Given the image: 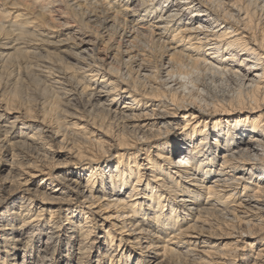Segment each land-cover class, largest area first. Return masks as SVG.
Returning a JSON list of instances; mask_svg holds the SVG:
<instances>
[{"label": "bare ground", "instance_id": "1", "mask_svg": "<svg viewBox=\"0 0 264 264\" xmlns=\"http://www.w3.org/2000/svg\"><path fill=\"white\" fill-rule=\"evenodd\" d=\"M94 263L264 264V0H0V264Z\"/></svg>", "mask_w": 264, "mask_h": 264}, {"label": "rangeland", "instance_id": "2", "mask_svg": "<svg viewBox=\"0 0 264 264\" xmlns=\"http://www.w3.org/2000/svg\"><path fill=\"white\" fill-rule=\"evenodd\" d=\"M36 80L37 79H35V80H33V79H30L29 80V78H27L25 81H24V84L22 85V83H23V81H22V83H20L19 84V86L17 87V90H18V96H16V99L17 100H15V102H18L19 103V105H18V107H21V109H23V108H25L26 106L28 107H31V106H34V109H36V106L37 105H34L35 103H37L38 104V98H39V94H40V92H39V90L40 89H38V88H41V86L39 85L40 84V82H38L39 80H37V82H36ZM29 82V83H28ZM35 84V85H34ZM20 85H22L21 87H20ZM28 86V87H27ZM34 86V87H33ZM20 87V88H19ZM22 87H23V90H22ZM36 87V88H35ZM28 88V89H27ZM19 89H21L20 91H19ZM16 90V91H17ZM33 90V91H32ZM28 91V92H27ZM21 94H20V93ZM26 92V93H25ZM29 95H31V96H29ZM33 96V97H32ZM27 100H28V102H27ZM24 101V102H23ZM18 103H16V105L18 104ZM20 104H21V106H20ZM31 104V105H30ZM22 105H26L25 107L23 106V108H22ZM33 108V107H32ZM95 264V263H94Z\"/></svg>", "mask_w": 264, "mask_h": 264}]
</instances>
